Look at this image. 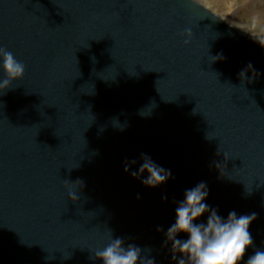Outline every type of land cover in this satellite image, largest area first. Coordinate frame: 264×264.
I'll list each match as a JSON object with an SVG mask.
<instances>
[{
  "label": "water",
  "instance_id": "95a60500",
  "mask_svg": "<svg viewBox=\"0 0 264 264\" xmlns=\"http://www.w3.org/2000/svg\"><path fill=\"white\" fill-rule=\"evenodd\" d=\"M0 47L26 68L0 93V264H101L111 235L178 264L202 181L264 248L263 47L194 0H0ZM142 154L169 180L133 178Z\"/></svg>",
  "mask_w": 264,
  "mask_h": 264
},
{
  "label": "clouds",
  "instance_id": "9594fccd",
  "mask_svg": "<svg viewBox=\"0 0 264 264\" xmlns=\"http://www.w3.org/2000/svg\"><path fill=\"white\" fill-rule=\"evenodd\" d=\"M190 34L191 30L185 28V43ZM25 70L22 61L11 51L0 47V93L14 81L21 80ZM138 114L146 117L150 115V109L141 110ZM113 125L120 131L124 130L116 118ZM132 175L133 178L143 177L141 183L144 187L156 188L169 180L171 171L157 165L147 154H142L140 166ZM208 195L207 185L202 181L186 189L176 204L174 221L165 235L179 253L178 264H264V248L256 249L244 259L246 251L253 246L249 226L256 214L238 215L233 210L223 217L207 203ZM94 259L101 264H155L153 259L142 257L139 246H125L123 238H113L112 235L106 246L95 251Z\"/></svg>",
  "mask_w": 264,
  "mask_h": 264
},
{
  "label": "rangeland",
  "instance_id": "374dc122",
  "mask_svg": "<svg viewBox=\"0 0 264 264\" xmlns=\"http://www.w3.org/2000/svg\"><path fill=\"white\" fill-rule=\"evenodd\" d=\"M264 48V0H194Z\"/></svg>",
  "mask_w": 264,
  "mask_h": 264
}]
</instances>
